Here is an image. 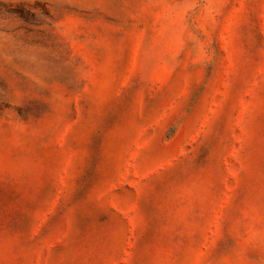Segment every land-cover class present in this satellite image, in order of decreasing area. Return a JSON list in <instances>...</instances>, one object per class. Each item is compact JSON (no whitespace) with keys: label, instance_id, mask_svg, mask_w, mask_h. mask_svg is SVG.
I'll use <instances>...</instances> for the list:
<instances>
[{"label":"rangeland","instance_id":"rangeland-1","mask_svg":"<svg viewBox=\"0 0 264 264\" xmlns=\"http://www.w3.org/2000/svg\"><path fill=\"white\" fill-rule=\"evenodd\" d=\"M0 264H264V0H0Z\"/></svg>","mask_w":264,"mask_h":264}]
</instances>
